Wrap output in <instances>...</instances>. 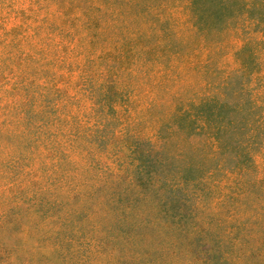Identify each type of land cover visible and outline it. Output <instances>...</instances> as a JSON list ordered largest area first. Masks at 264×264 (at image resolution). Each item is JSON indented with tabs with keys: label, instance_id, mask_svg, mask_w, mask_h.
Wrapping results in <instances>:
<instances>
[{
	"label": "rangeland",
	"instance_id": "374dc122",
	"mask_svg": "<svg viewBox=\"0 0 264 264\" xmlns=\"http://www.w3.org/2000/svg\"><path fill=\"white\" fill-rule=\"evenodd\" d=\"M227 1L220 15L216 0L201 1L203 7L187 0H130L102 37L120 42L134 35L137 48L143 47L132 75L114 67L136 96L121 165L135 180L117 181L110 200L127 214L117 230L134 235L122 240L123 250L133 254L125 264H264V139L256 138L239 110L252 106L253 76L231 72L239 61L236 50L241 56L256 50L253 61L264 63V24L241 28L237 4ZM50 21L35 33L30 26L19 32L15 18L5 23L13 36L0 42V77L23 75L37 84L59 77L68 60L58 59L50 36L44 37ZM203 97L213 99L192 112L211 120L223 116L230 126L205 131L174 114ZM43 190L37 195L43 206L23 200L0 216V264H61L54 227L70 203L58 189ZM88 223L85 229L92 231Z\"/></svg>",
	"mask_w": 264,
	"mask_h": 264
},
{
	"label": "trees",
	"instance_id": "16d2710c",
	"mask_svg": "<svg viewBox=\"0 0 264 264\" xmlns=\"http://www.w3.org/2000/svg\"><path fill=\"white\" fill-rule=\"evenodd\" d=\"M187 1L191 5L197 1L203 7L201 1L207 0ZM216 1L220 4L215 9L224 15L229 1ZM129 2L0 0V42L10 33L13 36V30L6 32L5 28L10 18L17 19L19 32L30 26L34 33L53 19L57 23L49 22L44 37L50 36L58 59L68 60L67 67L53 81L37 84L23 75L0 77V216L23 200L43 206V201L37 198L40 190L58 189L66 194L70 206L59 215L54 227L61 264H125L133 256L129 248L123 250L127 242L122 240H133L134 235L117 230L124 224L125 207L115 210L114 201L110 206V200L117 181L133 184L135 180L121 165L127 151V125L134 118L131 106L136 96H131L134 85L120 80V73L114 67L131 73L137 51L143 47L137 48L134 35L132 42L123 39L104 42L102 38H107L108 29L116 23L114 19L125 14L123 8ZM234 2L238 6L234 16L244 20L241 28L264 24V0ZM115 3L121 11L110 9ZM251 12H256V17ZM77 28L82 33L79 37ZM223 28L228 30L226 26ZM241 37L245 43L256 44L251 35L241 34ZM249 52L241 56L240 51H235V59L239 61L231 72L253 76L252 106L239 110L256 138L262 135L264 139V63L253 61L256 50ZM211 99H190L182 112L178 110L174 114L179 112L205 131L216 132L230 126L229 121L223 122V116L211 120L192 112V107H205ZM130 136L137 138L138 135ZM213 138L216 144L218 138ZM259 155L255 154V158ZM262 178L258 174V180ZM90 220L92 223H88ZM87 223L92 231L85 229Z\"/></svg>",
	"mask_w": 264,
	"mask_h": 264
}]
</instances>
